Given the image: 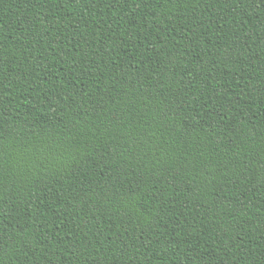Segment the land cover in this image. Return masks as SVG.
<instances>
[{"label": "trees", "instance_id": "obj_1", "mask_svg": "<svg viewBox=\"0 0 264 264\" xmlns=\"http://www.w3.org/2000/svg\"><path fill=\"white\" fill-rule=\"evenodd\" d=\"M0 264H264V0H0Z\"/></svg>", "mask_w": 264, "mask_h": 264}]
</instances>
